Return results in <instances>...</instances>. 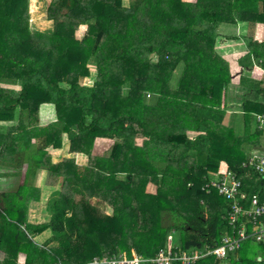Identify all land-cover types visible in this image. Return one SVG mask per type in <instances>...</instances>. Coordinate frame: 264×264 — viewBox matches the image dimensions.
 I'll return each instance as SVG.
<instances>
[{
  "label": "trees",
  "instance_id": "obj_1",
  "mask_svg": "<svg viewBox=\"0 0 264 264\" xmlns=\"http://www.w3.org/2000/svg\"><path fill=\"white\" fill-rule=\"evenodd\" d=\"M123 1L50 0L51 27L41 32L31 30L28 0H0V167L14 170L0 173V264H21L20 255L22 264H87L122 253L152 259L169 236L175 251L215 247L229 233L230 203L204 192L205 180L225 162L244 193L257 190L241 164L244 146L263 135L250 133L245 117L264 112V81H250L244 135L236 136L223 125L230 76L212 43L220 24L264 23V0ZM46 104L56 121L39 126ZM63 135L69 157L53 162L48 150L60 149ZM96 139L112 142L108 156L92 155ZM24 164L22 183L1 189ZM146 182L159 184L157 196L143 194ZM33 202L43 204L39 217L29 214ZM236 255L195 264H264Z\"/></svg>",
  "mask_w": 264,
  "mask_h": 264
},
{
  "label": "built area",
  "instance_id": "obj_2",
  "mask_svg": "<svg viewBox=\"0 0 264 264\" xmlns=\"http://www.w3.org/2000/svg\"><path fill=\"white\" fill-rule=\"evenodd\" d=\"M254 117L257 129L264 136V112L255 114ZM241 168L255 175L257 190L251 195L242 191L240 179L226 166L206 179L202 187L204 192L215 191L230 203L223 215L229 233H224L215 247L175 251L172 249L169 236L166 247L160 249L152 259H145L138 255H133L131 258L119 255L93 258L87 264H195L207 256H213L218 260L226 259L230 253L237 251L241 244L248 240L264 247V154H251L247 161L241 164Z\"/></svg>",
  "mask_w": 264,
  "mask_h": 264
},
{
  "label": "crops",
  "instance_id": "obj_3",
  "mask_svg": "<svg viewBox=\"0 0 264 264\" xmlns=\"http://www.w3.org/2000/svg\"><path fill=\"white\" fill-rule=\"evenodd\" d=\"M252 33H253V29L249 28L248 30V28L244 27V25L240 23L237 25H231V24L221 25L220 24L218 25L216 29V39H219V41L212 43L213 54L215 53V55L228 66V71H229V76H230V82L228 86L224 89L223 91L224 93H222L223 101H222L220 109L221 111L224 112L223 125L226 127L233 128L236 136H239L237 135L239 130L245 128L244 112L242 109V105H243V101L247 100L250 97L248 88L253 86V83H251L250 81H256L257 84L258 82L264 81V71L261 68H259L261 67L262 64H264V47H261V45H264V43H239L240 40H242V37L252 36ZM252 51L254 52V54H251ZM257 51L261 55H263L262 58H256L257 55L259 54V53L258 54L256 53ZM247 56H249V59H251L250 63L247 60ZM260 61L261 63H259ZM255 63L257 64V66L255 65ZM254 66H256V69L253 72L252 68ZM246 72H248L249 75ZM251 72H253L252 73L253 75H251ZM240 81H241V84H240ZM247 92L249 95H246ZM259 96L260 95H255L254 92L251 93V98L253 99ZM39 116H41V119H39ZM55 121H56V114L54 111V107L50 104L42 105L41 109L38 112V122H40L43 126L44 125L46 126ZM66 142L68 143V146H67V149H68L69 142L68 140ZM244 147H247L246 148V153L248 155L247 158H249V156L251 155V151H255L258 148V146L257 148L256 146H252L253 150L249 152L248 150L249 146H244ZM252 148H249V149H252ZM34 149L35 148L32 147L31 150H34ZM58 150L60 149H49L48 150L53 162H58L64 157H69L68 151L66 153L67 154L66 156L65 155L60 156V157H57V155L53 156L52 152H56ZM79 157L80 156H77V159ZM219 165L227 167L225 162H220ZM4 168H5L4 166L0 167V173L2 172L7 173L11 170L14 171L13 169H9V168H6L4 170ZM25 168H26V165L24 164L22 170L18 172L19 174L18 176L11 175L12 177H16L15 179L3 178L4 186L1 189L6 190V191L7 190L12 191L18 185H20L24 179ZM38 182H41L39 186H37ZM43 182H44V171H40L38 175L36 176V180L34 181V186L37 188H41L43 187ZM41 205H42L41 203L33 202L29 209L30 216L31 215L35 216V214L38 213L37 212L38 210L41 211L40 208H36V207H41ZM40 235H37L36 238L40 237ZM192 249H187L183 251H191ZM238 251H240V248L237 251L233 252V254L238 253ZM258 259H260L261 261L262 258H258Z\"/></svg>",
  "mask_w": 264,
  "mask_h": 264
},
{
  "label": "rangeland",
  "instance_id": "obj_4",
  "mask_svg": "<svg viewBox=\"0 0 264 264\" xmlns=\"http://www.w3.org/2000/svg\"><path fill=\"white\" fill-rule=\"evenodd\" d=\"M49 1L50 0H28L27 8L29 10V24H30L32 31H41V32L44 31L45 32V31H47V29H49L51 27V24L49 22H46V19H45V9H46ZM182 1H184V2H195V0H182ZM123 2L125 4H128L130 2V0H124ZM238 29H239V27H238ZM85 30H86V26L79 27V29H77V31L75 32V38L79 40L81 38V36L85 33ZM248 30H249V28H248ZM239 31H241V30H239ZM240 34H238V35H240ZM252 36H253L254 41H257V42H261L262 39H264V23L258 22V23H256V25H254ZM216 41L218 42L219 39H216ZM247 41H248V39L246 37H242V40H240L239 43H247ZM61 46L65 47V43H61ZM255 65L257 66L256 63H255ZM89 66H90V70H93L94 66L93 65H89ZM256 66H254L252 68L253 72L256 69ZM253 72H251V75H253L252 74ZM246 73L249 75L248 72H246ZM83 82H82V84H84L87 87L92 85V83H91V81H89V79H85V80H83ZM7 87L9 88V86H7ZM10 88H12V87H10ZM41 107H40V109H41ZM39 119H41V116H39ZM245 119H247L246 123L248 124L247 130L250 131V133H254V131L257 128L256 127L257 125L255 123V118L253 117V115L251 117H250V115H246ZM38 125L43 126L40 122H38ZM243 130H245V129H242L241 132H239L240 131L239 130L237 133V135H239L242 138L244 135ZM189 134L192 135V133H189ZM66 141H67V138L65 135H63L62 146H61L60 150H58L56 152H52L53 156L57 155V157H60V156H64V155L66 156L67 155L66 153L68 151V149H67L68 143ZM256 142H258V144H260V147H258V148L256 147L257 148L256 151H252L251 154L263 155L264 154V136L261 134L260 136H258L254 140L253 144H248V146L250 148H252L253 145H257ZM111 146H112V142L107 140V139H96L94 144H93L92 155L95 157H102L104 155L108 156L110 154L109 152L111 150ZM77 162L78 163H86L85 158H82V157H79L77 159ZM224 168H225V166L219 165L220 170H223ZM125 176H126L125 174H119L118 178L124 179ZM40 184H41V182H38L37 186H39ZM251 188H252V190L257 189V187H255V183L251 186ZM158 189H159V184H155V182H146V184L144 186L143 194L146 197H155L158 194V192H157ZM168 194H169V197L172 196V192H168ZM149 199L151 201L155 202L153 199H151V198H149ZM92 202L97 203L96 200H92ZM149 203H151V202H149ZM36 208H38V207H36ZM41 210H44V208ZM106 213L111 214L112 213L111 208H107ZM31 216H33V215H31ZM35 216L39 217L38 214H35ZM41 220H42L41 218H38L37 221L40 222ZM40 237H41V239H40ZM40 237H37V238L35 237L34 239L37 242L42 243L44 241L45 237H47V233H43L42 235H40ZM239 253L248 259L256 260L258 258H262L263 262H264V248L262 246H260L259 244L255 243L254 241L248 240V241L243 242L241 244ZM134 255H136V254H134ZM234 255L237 256L236 254H234ZM120 256H126V255H125V253H122ZM2 259H3V254L0 252V261ZM18 262L22 264L24 262V256L20 255L18 257Z\"/></svg>",
  "mask_w": 264,
  "mask_h": 264
}]
</instances>
